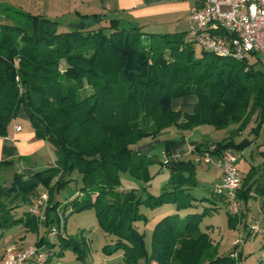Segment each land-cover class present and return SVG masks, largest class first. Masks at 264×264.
<instances>
[{
    "label": "trees",
    "instance_id": "obj_1",
    "mask_svg": "<svg viewBox=\"0 0 264 264\" xmlns=\"http://www.w3.org/2000/svg\"><path fill=\"white\" fill-rule=\"evenodd\" d=\"M19 18L12 25L0 24V137L23 109L35 137L54 148L57 160L30 177L14 174L9 189L24 192L34 202L38 187L45 188L49 226L53 220L48 210L58 208V203L49 206L52 189L63 188L76 172L81 188L64 205L63 216L94 210L101 229L116 237L114 250L124 252L127 264H140L134 250L142 253L143 264H235L232 253L218 255L217 245L199 228V214L165 216L153 227L146 251L145 234L134 225L144 220L140 206H195L186 192L194 185V164L171 157V141L164 142L170 184L159 196L142 199L122 191L118 174L136 170L132 160L140 151L131 146L170 127L191 130L203 124L219 131L237 126L239 133L255 115L253 132L258 134L264 125V72L254 69L257 62L204 51L194 59L183 34H146L141 27L120 30V19L102 15L82 16L90 22L70 24L71 30L63 33H58L57 21L44 16L19 13ZM103 20L108 25L95 28ZM188 95L196 97L195 109L182 117L172 111L171 101ZM249 144L245 139L224 140L205 152L219 156ZM194 152L203 151L197 147ZM253 169L241 179L236 198L247 200L255 188L263 202L264 181H252ZM19 222L24 221L0 215L3 227ZM60 239L59 255L70 246L77 251L72 240ZM41 243L44 238L37 245Z\"/></svg>",
    "mask_w": 264,
    "mask_h": 264
},
{
    "label": "rangeland",
    "instance_id": "obj_2",
    "mask_svg": "<svg viewBox=\"0 0 264 264\" xmlns=\"http://www.w3.org/2000/svg\"><path fill=\"white\" fill-rule=\"evenodd\" d=\"M46 1V2H45ZM49 2V3H48ZM62 5L56 6L50 0H0V24H15L19 21V13H28L30 15L53 14L58 12ZM44 12V13H43ZM50 12V13H48ZM58 22V33L71 30L70 24H74L73 16L57 15L49 16ZM112 18L110 15L104 19ZM108 25L106 20L95 26L101 27ZM152 34V33H146ZM166 35V34H161ZM183 42L189 43L194 59H199L203 51L197 44L190 43L187 35L183 34ZM186 50L185 52H189ZM210 57V55H206ZM248 64L256 62V57H250ZM256 70H262L259 63L254 66ZM172 108L183 117L185 114H192L195 109L196 97L194 95L183 96L173 99ZM21 126L26 127L29 118L23 109H20L17 117L14 119ZM257 127L256 116H252L248 124L241 128L238 135V127L230 126L224 130H214L208 125H199L191 130H178L170 127L162 131L157 136L142 139L137 144L131 146V149L140 151L139 155L134 156L132 163L135 171L120 172L119 179L121 189L124 192H133L135 196L146 198L148 195L159 196L163 188L170 184V173L164 168L165 162V141H171L170 155L175 159L184 162L191 161L194 164V185L190 184L188 190L191 204L187 209L176 210L175 206L166 204L160 208L151 210L145 206L139 207V215L144 218L141 222L134 225L140 233L145 234L144 242L146 251L150 250L151 233L157 222L165 216L176 215L179 219H184L190 214H199V228L206 233L211 242L217 245L218 255L227 256L234 254L235 264H264V237L261 235L249 234L252 225H259L264 228V223L260 221L262 213V198L255 188L252 189L250 197L245 200L243 197H237L239 213L233 214L229 204L223 196L214 194L216 185L220 184V170L214 164H207L203 159L205 147L212 142H221L222 140H233L239 143L247 140L250 144L241 151H230L237 156L236 167L240 177L244 180L248 178L249 171L253 169L252 181H264V125L258 134L253 132ZM199 148L203 151L200 155L195 154L194 150ZM209 148H211L209 146ZM208 148V149H209ZM150 149L146 156H141V151ZM224 151V152H225ZM52 155L57 159L54 149ZM201 157L200 162L196 159ZM213 162L217 161L216 155H210ZM167 160V158H166ZM56 165V162H55ZM13 171L11 168L0 166V215L12 219L16 217H25L28 207L31 206V197L18 190H10V184L13 182ZM186 178V173L184 174ZM71 181L60 190L56 188L51 191V204L58 203L57 209L48 210V218L52 219V226L60 231V235L47 236L46 226H42L40 236H44L42 248L45 253H50L51 258L47 264H127L124 260V252L121 249L114 250L116 237L104 232L98 222L94 210H84L73 213L68 216L64 214V205L72 198L78 197L77 193L81 188V177L78 173H72ZM251 181V180H250ZM249 183V179L247 184ZM48 192L42 186L38 187L36 194ZM34 218V217H33ZM36 220V218H34ZM37 221V220H36ZM38 225V224H37ZM17 230H12L9 234L19 242L22 233L18 229L24 228L22 224H15ZM11 237H8L9 239ZM35 235L29 231L27 236L28 243L32 244ZM72 240L73 247H77V253L72 250V246L66 248L61 256H58L61 239ZM27 246V245H25ZM78 253L82 258H78ZM236 253V254H235ZM133 256L143 264V255L140 251L134 250ZM231 257V256H230Z\"/></svg>",
    "mask_w": 264,
    "mask_h": 264
},
{
    "label": "built area",
    "instance_id": "obj_3",
    "mask_svg": "<svg viewBox=\"0 0 264 264\" xmlns=\"http://www.w3.org/2000/svg\"><path fill=\"white\" fill-rule=\"evenodd\" d=\"M198 2L199 7L193 9L190 14L193 25L187 35L190 43L197 44L202 51L222 59L248 61L250 57H256V62L264 72V0ZM15 130L20 131V127ZM203 159L205 163L214 164L220 170V184L215 186L213 192L223 196L232 213L237 215L239 205L236 195L241 186V177L236 167L237 156L225 151L213 162L209 152H206ZM200 160L199 156L196 161ZM48 196V192L41 193L28 209L29 215L36 218L39 228L46 222ZM261 208L260 220L264 223V201ZM249 230V234L264 237V228H260L258 224L252 225ZM59 232L55 227H51L46 234L51 238ZM230 256L233 258L234 254ZM45 259L46 253L41 245L11 247L3 252L0 264H44Z\"/></svg>",
    "mask_w": 264,
    "mask_h": 264
},
{
    "label": "crops",
    "instance_id": "obj_4",
    "mask_svg": "<svg viewBox=\"0 0 264 264\" xmlns=\"http://www.w3.org/2000/svg\"><path fill=\"white\" fill-rule=\"evenodd\" d=\"M50 2L56 6L62 5V8L57 13L53 12V14H49L48 16L44 14V17L50 20L52 19L49 16L57 17V15H62L73 16L74 23L81 21L89 23L90 20H82L81 17L92 15H102L105 17L110 15L112 18L123 19L137 25V27H141L144 33L159 35H188L193 28L190 21L191 11L199 7L198 0H50ZM172 101L171 109L175 112L172 108ZM18 126L20 127V131L15 130ZM238 135H240V132ZM215 143L217 142L209 143L208 146ZM52 149L54 148L47 141L35 137L30 123L26 127H23L16 120H12L8 125L6 136L0 137V163L11 162V164L1 165V167H4V169L11 168L14 174H23L25 177H30L35 172L55 166L57 159L52 155ZM165 170L168 172L167 168ZM220 178L221 173L219 172V181ZM32 200L30 204L33 203ZM30 217L27 212L25 217H16L15 219L24 221L15 223L24 226L23 230L18 229L22 233L18 236L19 242L14 238L17 231L14 235L9 234L12 230H17L15 224L3 227L2 223H0V259L7 248H25L31 246V243L27 241L29 231H32L35 235L32 242L34 244L32 245H37L39 239L44 238L43 235L40 236L42 227L39 228L37 221ZM9 220L13 221L12 219ZM42 226H46V224L44 223ZM49 226H46L47 229ZM8 237L11 238L7 239ZM42 244L39 245L42 246ZM61 255L58 254V256ZM50 258L51 255L47 252L44 264H47Z\"/></svg>",
    "mask_w": 264,
    "mask_h": 264
},
{
    "label": "water",
    "instance_id": "obj_5",
    "mask_svg": "<svg viewBox=\"0 0 264 264\" xmlns=\"http://www.w3.org/2000/svg\"><path fill=\"white\" fill-rule=\"evenodd\" d=\"M136 28H137V25H135V24H131V23H129L123 19L119 20V29L120 30L129 31V30H134ZM149 152H150V149H147V150L141 151L140 155L146 156Z\"/></svg>",
    "mask_w": 264,
    "mask_h": 264
}]
</instances>
